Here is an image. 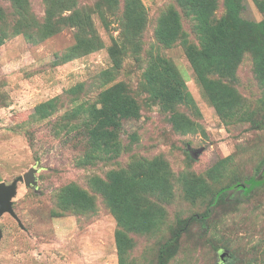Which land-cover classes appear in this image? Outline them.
Returning <instances> with one entry per match:
<instances>
[{"label":"rangeland","instance_id":"rangeland-1","mask_svg":"<svg viewBox=\"0 0 264 264\" xmlns=\"http://www.w3.org/2000/svg\"><path fill=\"white\" fill-rule=\"evenodd\" d=\"M60 1L69 6L63 16L88 14L103 48L70 53L73 27L35 43L28 34L39 37L47 0H25L23 15L0 0V183L11 185L31 169L38 181L36 188L19 182L13 198L24 228L9 214L1 218L0 264H120L114 206L126 203L139 223L124 232V264H157L178 222L203 214L225 188L237 191L218 200L206 227H189L167 264H264V130L251 129L253 120L264 121L256 55L245 51L233 73L208 75L234 92L220 113L191 64L188 46L204 47L177 0H140L145 16L135 35L125 31L126 0ZM244 4V19L264 22L254 0ZM169 10L183 36L167 46L155 33ZM20 22L30 24L28 34L17 29ZM163 60L180 75V96L167 91L175 78ZM150 67L157 87L145 75ZM115 100L122 111L111 113ZM102 112L116 126L103 123ZM112 172L121 173L112 181L116 191Z\"/></svg>","mask_w":264,"mask_h":264},{"label":"trees","instance_id":"trees-1","mask_svg":"<svg viewBox=\"0 0 264 264\" xmlns=\"http://www.w3.org/2000/svg\"><path fill=\"white\" fill-rule=\"evenodd\" d=\"M10 1L19 7L20 15H23V13L26 12L27 8L25 6V0ZM177 1L180 6H183L187 10L189 17L193 18L195 22V32L201 39L202 47H204L202 51L198 52L199 50H193L191 49V46H188L187 52L191 60V64L203 86L207 89L211 102L217 108L218 112L223 113L224 108L226 109V106L229 105L230 98L234 97V92L220 84H217L216 82L209 80L208 75L212 71H217L221 74H225L227 71L233 73V70L239 63L238 60L242 57L243 53L245 51H252L256 55V73L260 81L264 82V43L258 42L264 40V22L253 23L252 21L243 18L242 14L245 10L244 0H225V13L221 16V18L216 17V12L219 8L218 0ZM254 1L257 7L264 11V6L260 0ZM47 2L48 10L43 26L35 23L39 33V37L37 39L29 36L26 30V28L30 26L28 22H20L16 25L17 29H23L22 33L24 32V34H28V38L33 39L35 43H38L52 35L60 33L65 27H73L78 30L76 33L77 43L70 49V53L81 51L83 55H87L104 47V44H102L101 39L93 28L92 22H90L88 14H86L83 10L74 9L71 11L72 8H76L75 4H73L70 8L71 14L63 16L62 14L64 11L69 9L68 5L64 4L60 0H57L55 3L49 0H47ZM144 16V6L140 0H126L125 31L134 35L137 34L135 33V29L142 30ZM138 27L141 28L138 29ZM180 28L181 26L178 14L169 10L161 16L155 34L161 43L169 46L175 43L181 36H179ZM246 32L255 34V39H251L249 35L246 37L243 34ZM183 40L184 43H187L186 39ZM117 48L118 47L116 45L109 48V53L116 64H118V53L120 51L117 50ZM202 61L206 62V67L203 65ZM163 64L165 66L164 69L166 73H169L175 78L174 85L167 83V91L171 92L174 96H180L182 94L180 89L182 81L178 71L171 64V62H169V60H163ZM152 70V67L148 68L145 71V75L148 77L150 85L157 87L158 82L151 80ZM111 91L114 92V88L111 89ZM106 99L109 101L108 96ZM177 99L180 100L181 98ZM165 100L163 99V103L166 105ZM121 106L116 100L111 102V105L109 106L110 112L117 113L122 111ZM136 111L137 110H134L133 108H129L127 113H132L131 116H134V114L136 115ZM102 113L104 115L103 123H106L107 126H116L117 123L114 122L115 120H113L112 114ZM252 127L253 128L251 129L253 130H264V121L253 120ZM103 135L106 136V134ZM109 176L111 177L110 182L112 183H110V188L115 191L118 190V187L113 186L115 183L112 181H117L121 178V173L112 172ZM235 190L236 189L234 188H225L220 190L203 214L195 215L186 220L179 221L173 235L159 248L157 264H167L174 250L179 246L181 238L185 232L188 231L189 227L196 222H199L206 227L218 200L220 198H225V196H228L230 192ZM120 195L122 198H126L124 192H120ZM131 199L132 198H129L128 201H131ZM121 206L123 205L118 204L114 206V213L116 214L118 220L116 241L120 256V264H124V255L126 254V251L123 248L124 232L135 230L137 228L136 223H139V218H137L138 212H136V207H134L132 203H126L123 207Z\"/></svg>","mask_w":264,"mask_h":264},{"label":"water","instance_id":"water-1","mask_svg":"<svg viewBox=\"0 0 264 264\" xmlns=\"http://www.w3.org/2000/svg\"><path fill=\"white\" fill-rule=\"evenodd\" d=\"M36 173H37L36 169H31L29 171V173H27L24 177L19 178L18 180L13 182L11 185H6L5 183H0V221L4 215L9 214L10 216H12L17 221L18 225L21 228H24L22 222L20 221V219L18 218V216L14 212L13 198L17 194V186H18L19 182H24V184L26 186H33L35 188L38 186ZM2 239H3V231L0 227V243H1ZM226 256H227L226 253L225 254L221 253L222 259H225Z\"/></svg>","mask_w":264,"mask_h":264}]
</instances>
